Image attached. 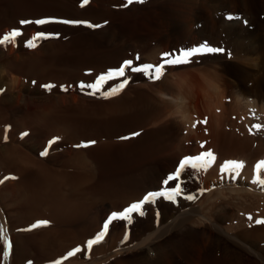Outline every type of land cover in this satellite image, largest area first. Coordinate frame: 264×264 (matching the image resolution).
I'll use <instances>...</instances> for the list:
<instances>
[{"label": "rangeland", "instance_id": "obj_1", "mask_svg": "<svg viewBox=\"0 0 264 264\" xmlns=\"http://www.w3.org/2000/svg\"><path fill=\"white\" fill-rule=\"evenodd\" d=\"M248 1L252 2L249 7L241 0L238 4L232 0H144L131 4L127 0H89L83 6V0H0V39L13 30L21 33L0 44V100L5 99L0 101V154L8 147H18L55 173L89 178L82 188L84 207L80 205L77 213L80 218L90 211L72 228L83 250L64 258L63 248L72 249L75 241L57 242L51 245V251L64 261L60 257L55 264H264V238L256 234L261 232H256L257 227L264 226L256 223L264 220V206L257 207V214L252 211L246 215L244 210L252 205L251 191L245 193L248 197L238 192L252 187L242 181L246 180L245 172L241 168L221 170L226 162L239 161L237 153L243 152L240 125L250 131L246 149H252L250 154L264 139V0ZM109 11L138 16L136 21L119 19ZM23 20L31 23L21 24ZM37 20L48 22L37 24ZM232 22L237 24H225ZM99 30L106 31L96 36ZM41 32L45 38L33 40ZM82 38L91 41L82 42ZM29 40L36 46H28ZM207 48L222 51L209 52ZM193 49L201 51L189 57L182 55ZM175 59L187 62H166ZM25 60L31 65L27 66ZM125 61L132 63L125 68L124 76L113 74L96 88L88 87ZM13 63L19 67L13 68ZM43 67L45 70H41ZM213 84L216 90L210 88ZM238 87L246 91L251 105L235 107ZM114 88L119 89L115 94ZM143 95L154 100V104L150 102L156 111L153 116L151 108L145 106L121 113L112 110L115 102L133 103ZM141 99L139 102L148 104ZM108 106L111 110L107 111ZM40 114L46 115L41 123L34 118ZM224 131L235 136L224 140ZM54 138L59 139L49 146ZM151 141L155 143L149 144ZM134 144L141 149H135ZM45 150L47 154L42 156ZM207 152L214 159L190 161L177 179L164 184L186 157ZM11 170L0 164V181L10 175L0 183V264H18L22 241L17 243L16 239L30 238L52 225L49 210L43 207L47 219H41L36 227H15L27 214L19 204L23 196L11 188L18 179ZM32 170L21 177L35 172ZM100 177L101 182L106 178L105 184L119 177L137 182L126 188L116 187L120 194L115 191L112 196H104ZM177 184L180 192L174 195L171 189ZM260 188L264 190V186ZM150 189L155 190L147 193L163 191L166 195L145 203L142 215L132 212L128 219L113 218L103 238L88 248L86 242L104 230L113 213L123 212L136 202L135 197L140 201L143 192ZM81 191L76 195L68 190L69 199L78 198ZM169 195L172 199L167 198ZM44 220L47 223H41ZM56 228L60 233L55 237H67V227L52 225ZM28 244L33 248L28 258L35 264L54 263L53 255L49 257L51 263L39 260L35 243Z\"/></svg>", "mask_w": 264, "mask_h": 264}, {"label": "bare ground", "instance_id": "obj_2", "mask_svg": "<svg viewBox=\"0 0 264 264\" xmlns=\"http://www.w3.org/2000/svg\"><path fill=\"white\" fill-rule=\"evenodd\" d=\"M16 2H20V1H25V0H15ZM242 4H244L245 6H248L250 4H252L251 1H248V0H241ZM232 2L238 4V0H232ZM98 7V6H97ZM252 7V5H251ZM100 9V8H99ZM86 12V11H84ZM233 12V11H232ZM111 15H115L116 18H123V19H126V18H129L131 19L132 21H136V17L138 15H130L128 14V11H123V12H107ZM230 12H228L229 14ZM85 14V13H84ZM252 14V13H250ZM98 17V16H97ZM226 25H229L232 26L231 24H234L236 25L237 23L236 22H232V23H225ZM214 26V25H212ZM188 27V26H187ZM190 28V27H189ZM205 28V27H204ZM107 30V29H106ZM106 30H99V31H96V36L98 35H101L104 31ZM213 30V29H212ZM237 33V32H236ZM95 36V34L93 35ZM90 39V40H89ZM82 42H90L91 41V38H86V39H81ZM258 46V45H257ZM20 56V55H19ZM33 56V55H32ZM26 58V57H25ZM29 58V57H28ZM22 59V58H21ZM29 60V59H27ZM27 60H25L24 62L27 63V66L28 65H31V62H27ZM31 60V59H30ZM33 60V59H32ZM11 63V62H10ZM18 63H20L18 61ZM25 63V65H26ZM7 67V66H6ZM13 68H17L19 67L16 63H13L12 65ZM33 67V66H31ZM38 67V66H37ZM258 67V66H257ZM48 68V67H47ZM3 69V68H1ZM29 70V69H28ZM31 70V69H30ZM41 70H45V67H43ZM259 71V70H258ZM3 72V71H1ZM38 72V71H36ZM210 88L212 90H216V85L213 84L210 86ZM215 92V91H214ZM262 92V91H261ZM246 91L242 90V88L238 87L234 93V99H235V107L238 106L239 108H245V106H247L248 104L251 105L252 102H249L247 101V97H246ZM126 95V93L123 94V96H121L120 98H123L124 96ZM212 96V95H211ZM263 96V95H261ZM5 97V95H4ZM141 100H146L148 102V104H146V102H139V99L142 98ZM140 97L138 100L134 101L133 103L131 102H128V101H123L124 104L121 105V104H113V108L112 110H117L118 112L120 111H125L126 110H132V109H141L143 106H145L144 108H151L150 112H153L152 113V116L153 114H155L154 112V108L152 105H150V102L153 103L154 100H152L151 98L147 97V96H142ZM174 97V95H173ZM222 97V96H221ZM224 97V96H223ZM5 99H2L0 101H3ZM10 100H13L12 97L10 98ZM168 100V99H167ZM166 101V100H165ZM170 101V100H169ZM262 106L261 108L264 110V99L262 98ZM178 102V101H177ZM176 102V103H177ZM161 103V102H160ZM167 103V102H165ZM3 104V102H2ZM1 102H0V106L2 105ZM111 104V103H110ZM154 104V103H153ZM170 104V103H169ZM3 106V105H2ZM100 106H102L100 104ZM224 106V105H223ZM106 107V106H105ZM161 107V106H160ZM210 107V106H209ZM98 108V107H97ZM186 108V107H185ZM227 109L229 107H226ZM107 109L108 110H111V107L108 106L107 108H105V110ZM163 109V108H162ZM190 109V108H189ZM261 109V110H262ZM8 110V109H7ZM98 110V109H97ZM156 110H158L156 108ZM178 110V109H177ZM233 110V109H231ZM2 112V111H1ZM149 112V114H150ZM184 111H181L180 113H183ZM188 112V111H187ZM98 113V112H96ZM121 113V112H120ZM263 113V112H262ZM100 114V113H99ZM224 116V115H223ZM217 117V116H216ZM3 118V116H2ZM36 119V121L40 120L39 122L41 123V120L43 119H46V115H38L37 117H34ZM179 118V117H178ZM185 118V117H184ZM32 119V118H31ZM4 122V121H3ZM2 122V123H3ZM220 122V121H219ZM33 123H36V122H33ZM220 124V123H219ZM62 125V123H61ZM220 126V125H219ZM242 126H246V125H242ZM240 125V127L238 128L240 131L238 132L239 133V138H240V148L243 150V152H238L237 154H240V158H239V161L238 162H242L243 163V167L241 168L245 173L244 176H246V180H242L244 184H247V183H250L251 184V188H246V187H243V189L239 190V194L242 192L244 195L245 193L251 191V198H252V205L251 207L249 208H246L244 211H246V215L248 214H251L252 211H254V214H257L258 211V206L260 207L261 205L264 206V190L262 188H260L261 185H259L258 183H253L252 181L254 180V178L256 177V174L258 173V170L256 168L257 164H259L261 161H263L264 158H261V156L264 154V139H262V141H259V146H258V149H256L255 151L251 152L250 154V151L252 149H247L248 147V141L250 140V131L244 127H242ZM3 127V126H2ZM1 130V129H0ZM2 132V131H1ZM60 132V131H58ZM253 133V132H251ZM264 133V132H263ZM144 135H141L139 139H141ZM235 135L233 133H227V132H223L221 133V138H223L225 140V138H229V139H233ZM255 136V135H254ZM199 137V136H198ZM241 137H242V140H241ZM222 139V140H223ZM251 139L254 141H257L256 139H254V137L251 136ZM134 140V139H133ZM153 140V139H152ZM216 142V141H215ZM222 142V141H221ZM220 142V143H221ZM139 143V142H138ZM152 143V144H151ZM155 143V141H151L149 144L153 145ZM135 146V149H137V146L138 144H134ZM7 146H4L3 148H6ZM152 147V146H151ZM175 147V146H174ZM9 148V147H8ZM6 148L5 152L2 154H0V164L1 165H4V166H8L9 169H12L10 172L14 173V176H18V179H17V182L11 184L13 185V187L11 188H14V191L21 194L23 197L20 198V202L19 204L21 205V207H24L25 210L23 209V212L24 214L26 213L27 215H25L24 219L26 222H24L23 220L24 219H20L18 220V222L16 223L15 227H22L23 228H27V227H32L33 225H36L37 222H39L41 219H47V216L49 217L48 219L50 220V224L54 225H59L60 227L61 226H65L67 227L66 231L64 230V233L65 235L67 236L66 238L63 237V239H61L59 236L58 237H55L56 234L59 232L60 233V229L58 228V231H57V228L54 230L52 229V225L49 229H46V230H42L40 231V233H33L31 235L30 238H17L16 241H18L17 243H20V241H22V246L20 248V257L17 261L18 264H22L23 262H27V264H35V262L32 260V259H29L28 258V254L29 252H31V250L33 249H29V244L28 242H30V244H32L33 242L35 243V245L37 246L38 250L35 251L36 254L39 255V260L41 259V261H44L46 260L45 262H50V258L54 253L51 251V245L53 244H56L57 242H61L63 243L62 241L66 240L67 242H74V246L72 247V249L70 248H67L64 250L60 249V251L62 250L64 252V254L62 255L64 258L68 255L69 252H73L75 249L79 248V249H82V244H81V239L79 238L78 234L76 231H72V228L74 227V223H78V221H81L82 219H84L85 217L88 216V211H90V209L86 210L82 215H80V218H79V214L77 213L78 211V208L79 206H83L84 205V202L83 201H80L78 198H75V197H72L71 199H69L71 196L68 194V190L70 192L72 191H75V194L78 195V191L82 190L83 187L86 186L87 182L89 181V178L86 177V176H76V175H66V174H58V173H55L54 171H52L50 168L46 167V165H43V163H39L37 162L36 160L32 159V158H29V155H27V153H23V152H20L18 150V147H15V148ZM0 149H2L0 147ZM20 149V148H19ZM141 148L137 149V150H140ZM2 152V151H1ZM86 152V151H85ZM255 152V153H254ZM228 153V152H227ZM230 153V151H229ZM228 153V154H229ZM84 154V153H83ZM234 158V157H233ZM236 158V157H235ZM261 158V159H260ZM241 159V160H240ZM258 159V160H257ZM231 161V160H230ZM133 162V161H131ZM19 164H24L25 166H20ZM128 164V163H127ZM127 167V165H126ZM34 170L35 172L28 174V176L25 178V177H21L22 175H24L26 172H29L31 170ZM99 169V168H98ZM32 170V171H33ZM184 171V170H183ZM261 172V177L263 178L264 177V168L260 169L259 170V173ZM95 173V172H94ZM93 173V174H94ZM96 174V173H95ZM105 174V173H104ZM103 174V175H104ZM108 174V172L106 173V175ZM113 175V174H112ZM92 176V175H91ZM101 176V175H100ZM110 176V175H109ZM20 177V178H19ZM102 177V176H101ZM101 177L100 179H98V181L101 180ZM104 179V178H103ZM106 179V178H105ZM105 179L103 180L104 182H99V185H100V188H102L103 191V195L104 196H112L114 194V192L116 191L117 192V188H120V187H127V185L129 186V183H130V178L128 179H125V178H121L119 177L117 180H115L114 182H111L109 184L106 183L105 184ZM110 179V178H109ZM123 179V180H122ZM97 180V179H96ZM108 180V178H107ZM106 180V181H107ZM132 180V179H131ZM150 180V179H149ZM152 180V179H151ZM137 181V180H136ZM152 182V181H151ZM93 183V182H92ZM134 183V181L132 182ZM90 184V183H89ZM136 184V183H135ZM8 186V185H7ZM9 187V186H8ZM117 187V188H116ZM145 188V187H144ZM151 188V187H150ZM233 188V187H231ZM8 189V188H7ZM117 189V190H115ZM143 189V188H142ZM239 189V188H238ZM13 190V189H12ZM151 190H155V189H150V190H146L144 193H147L148 191H151ZM234 190V189H233ZM3 191V189H2ZM6 191V190H5ZM113 191V193H112ZM120 192V191H119ZM222 192V191H221ZM4 193V192H3ZM11 193V192H10ZM67 193V194H66ZM118 193V192H117ZM2 195V193H0ZM142 196H145L143 195ZM235 194V193H234ZM233 194V195H234ZM237 194V193H236ZM238 194V195H239ZM0 195V196H1ZM140 195V194H139ZM222 195V193H221ZM232 195V194H230ZM242 195V194H241ZM249 195V194H248ZM248 195H245L244 197H248ZM3 196V195H2ZM220 196V195H219ZM227 196V195H226ZM236 196V195H235ZM129 197V196H128ZM127 197V198H128ZM133 197V196H131ZM135 197V196H134ZM139 197V196H138ZM141 197V196H140ZM223 197V196H221ZM231 197V196H230ZM126 198V197H125ZM123 198V199H125ZM126 198V199H127ZM142 198V197H141ZM226 198V197H225ZM229 198V197H228ZM243 198V197H242ZM122 199V200H123ZM138 198L135 197V200L136 201H139L137 200ZM218 199V198H217ZM227 199V198H226ZM244 199V198H243ZM242 199V200H243ZM248 198H246L247 200ZM70 200V201H69ZM116 200V199H115ZM132 200V199H130ZM134 200V201H135ZM237 200V199H236ZM245 200V202H247ZM104 201V200H103ZM125 201V200H124ZM128 201V200H127ZM238 202V201H237ZM233 203V202H232ZM72 205V207H68V205ZM230 204V203H229ZM23 205V206H22ZM130 205V204H129ZM234 205V204H233ZM11 206V205H10ZM43 207H46L48 210H49V214L46 216L43 212ZM84 207V206H83ZM128 207V206H127ZM228 207V205H226L225 207L223 208H226ZM231 207H234V206H231ZM213 208V207H212ZM217 208V207H216ZM230 208V207H229ZM236 208V207H234ZM261 208V207H260ZM259 208V209H260ZM264 208V207H262ZM208 209H211V208H208ZM214 209V208H213ZM22 210V209H21ZM20 210V211H21ZM262 210V209H261ZM19 211V212H20ZM212 211V210H211ZM215 211V210H214ZM229 211V210H228ZM256 211V212H255ZM18 212V211H17ZM23 212L21 214H23ZM224 212V211H223ZM226 213V211H225ZM262 213V212H261ZM259 214V213H258ZM263 214H264V211H263ZM261 216V215H260ZM264 216V215H263ZM39 217V218H38ZM29 219V221H28ZM264 219V218H263ZM45 221V220H44ZM25 223V224H24ZM15 224V223H14ZM55 227V226H54ZM194 227V226H193ZM258 229H256V232H259V230H261L260 233H256L258 234L257 236L261 237V238H264V226L262 227H257ZM63 229V228H62ZM71 230V231H70ZM63 231V230H61ZM78 231V230H77ZM82 232V230H81ZM86 231H84L85 233ZM245 233V232H244ZM250 232H248L249 234ZM37 234V235H36ZM62 234V233H61ZM59 235V234H58ZM26 236V235H24ZM87 237V235H85ZM256 236V237H257ZM55 237V238H54ZM71 239V240H69ZM80 240V241H78ZM65 241V242H66ZM87 243V242H86ZM16 244V243H15ZM24 244V245H23ZM60 244V243H59ZM104 245V243H102ZM101 245H97L95 246L93 249L96 250L98 248H100ZM106 244V243H105ZM86 246V245H85ZM106 246V245H105ZM104 247V246H103ZM74 249V250H73ZM58 251V252H60ZM55 252V251H54ZM56 253L59 255V253ZM66 252V253H65ZM33 253V252H31ZM76 253V252H75ZM93 253V252H92ZM66 254V255H65ZM57 255V256H58ZM37 256V255H36ZM53 261L55 264L56 261H59L62 259V256L61 259H59L60 257H56L55 255H53ZM30 257V256H29ZM38 257V256H37ZM35 257V258H37ZM56 257V258H55ZM18 258V256H17ZM16 258V259H17ZM33 258V257H32ZM33 258V259H35ZM50 259V260H49ZM37 260V259H36ZM62 261H64V259H62ZM61 261V263H62ZM39 262V261H37ZM60 262V261H59ZM24 263V264H25ZM51 263V262H50ZM57 263V262H56ZM48 264V263H47ZM60 264V263H59ZM71 264V263H70Z\"/></svg>", "mask_w": 264, "mask_h": 264}, {"label": "snow or ice", "instance_id": "obj_3", "mask_svg": "<svg viewBox=\"0 0 264 264\" xmlns=\"http://www.w3.org/2000/svg\"><path fill=\"white\" fill-rule=\"evenodd\" d=\"M89 2V0H83V3L81 6H83L84 4H87ZM133 2H139V3H143L144 0H127V3L128 4H131ZM229 19H233V17H228ZM237 19H239V17H237ZM48 21L46 20H37L35 21V23L37 24H44V23H47ZM21 24H28V23H31V21H27V20H23L20 22ZM63 23H79V22H75V21H63ZM90 27H99V25H96V26H92V25H89ZM21 35V33L19 32V30H13L11 33L5 35L2 39H0V44H4L5 42L11 40V39H14L15 37ZM41 38H45V33H37L36 37L33 38V40H36V39H41ZM33 40H29L28 41V46L30 47H35V43L33 42ZM206 51H209V52H219V51H222V49H212V48H207L205 49ZM201 51L200 49H193L191 51H187V52H184L182 55L184 57H189V56H192L193 54H195L196 52H199ZM167 63H182V62H187L186 59L185 60H180V59H175V60H170V61H166ZM131 61H125L124 62V65H122L119 69H115V70H110L109 73L106 74V76H101L98 78L97 82L95 85H88V87H91V88H96L97 85L101 84L102 82H104L106 79H111L113 78V74L117 75V76H124V73H125V68L126 67H130L131 66ZM146 67H151V66H146ZM132 71H140L141 69H138V68H131ZM157 72H160V68H157L156 69ZM127 83V80H125L120 86L119 88L122 89L124 87V84ZM45 87L47 88H52L54 87V85H46ZM81 87H83V85H81ZM98 90V89H97ZM119 89H112V93L115 94L116 92H118ZM105 95L107 96L108 94L105 93ZM257 128H259L260 126L259 125H256ZM133 135H139L138 133H134ZM56 139H59V138H54V140L52 141H49V146L53 143H55ZM122 139H127V137H122ZM91 144H94L95 141H91L89 142ZM87 146V145H85ZM47 154V150H45V152H42L41 155H46ZM203 157H208L210 159H214V156L211 152H207V153H202L201 156L199 157H186L184 160H182L180 162V165L179 167L177 168V171L176 173L174 174H170L167 179L164 181V184H167L169 180H173V179H177L179 177V174L180 172L185 168V166L190 162V161H193V160H196V161H199L201 160ZM193 167H196L197 165L193 164L192 165ZM243 167V163L242 162H238V161H228L225 163V165L222 166L221 170L222 171H228V170H236V169H240ZM257 170H258V173H259V170L264 168V161H261L259 164H257L256 166ZM3 181H0V183H2ZM253 183H258L259 185L261 186H264V178H262L259 174H257V176L254 178V180L252 181ZM171 192L172 194L174 195H179V192H180V188H179V184H177V187L174 188V189H171ZM166 195L165 192L163 191H160V192H149L147 193L144 198L141 200V201H138V202H135L133 204H131L128 208L124 209L123 212L121 213H113L112 216L109 217V221H106L105 224H104V230H102L101 233H98L96 238L93 239V240H89L87 241V246L88 248H91L93 244L95 243H98L102 238L103 236L106 234V231H107V228H108V223L113 219V218H116V217H119V218H123V219H128L129 218V214L132 213V212H140V214L142 215L143 212H142V206L145 204V203H149V202H152V200H154V198L156 197H159V196H164ZM168 199H172V195H169L167 197ZM189 199H192V197H188ZM249 219H251V217H249ZM41 223H47V221H42ZM256 223L257 224H260V223H264V220H256ZM37 225H33V227H36ZM3 235V228L2 226H0V237H2ZM10 247V245H9ZM80 249L77 248L74 250V252H69L68 255L69 256H72L74 255L75 252H79ZM5 256H7V252L4 253Z\"/></svg>", "mask_w": 264, "mask_h": 264}, {"label": "crops", "instance_id": "obj_4", "mask_svg": "<svg viewBox=\"0 0 264 264\" xmlns=\"http://www.w3.org/2000/svg\"><path fill=\"white\" fill-rule=\"evenodd\" d=\"M144 175V174H143ZM16 177H18V176H16ZM10 178V175L7 177H4L3 178V181H6V180H8ZM15 178V177H14ZM20 178V177H19ZM129 179V178H128ZM130 180V179H129ZM137 179H132V180H130V183H129V186H130V184H133L132 182L134 181V184L137 182L136 181ZM121 188V187H120ZM124 188H126V187H124ZM143 188V187H142ZM84 191V189H82V191L79 193V197H80V200L82 201V200H84V197H82V195H83V192ZM112 193H113V191H112ZM117 193V192H116ZM135 193V192H134ZM117 194H120V192H118ZM119 196V195H118ZM142 200V199H141ZM140 200V201H141ZM137 202V201H136ZM37 225V224H36ZM38 226H40V225H38Z\"/></svg>", "mask_w": 264, "mask_h": 264}]
</instances>
